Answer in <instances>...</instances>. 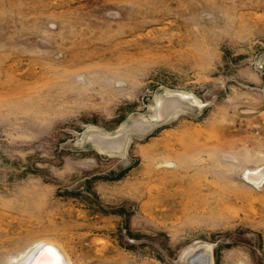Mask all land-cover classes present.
Returning <instances> with one entry per match:
<instances>
[{"label": "rangeland", "instance_id": "obj_1", "mask_svg": "<svg viewBox=\"0 0 264 264\" xmlns=\"http://www.w3.org/2000/svg\"><path fill=\"white\" fill-rule=\"evenodd\" d=\"M47 240L264 264V0H0V264Z\"/></svg>", "mask_w": 264, "mask_h": 264}, {"label": "bare ground", "instance_id": "obj_2", "mask_svg": "<svg viewBox=\"0 0 264 264\" xmlns=\"http://www.w3.org/2000/svg\"><path fill=\"white\" fill-rule=\"evenodd\" d=\"M184 94L187 95L186 93ZM44 244L54 245L58 249L59 253L55 252V250L51 248L50 249L47 248L42 252V254L38 257V259L34 264H72V258L70 257L69 253L61 245L50 242L48 240L28 248L26 251L16 256L11 261V264H28L32 259V257L34 256V254L37 252V250Z\"/></svg>", "mask_w": 264, "mask_h": 264}, {"label": "water", "instance_id": "obj_3", "mask_svg": "<svg viewBox=\"0 0 264 264\" xmlns=\"http://www.w3.org/2000/svg\"><path fill=\"white\" fill-rule=\"evenodd\" d=\"M47 248H49V249L51 248V249L55 250V252L59 253L58 249L54 245L44 244L37 250V252L34 254V256L32 257V259L30 260V262L28 264H34L36 262V260L38 259V257L42 254V252ZM203 260H204V264H210V263H208V261L206 259H204V257H203ZM193 262H194V264H198L197 260H194Z\"/></svg>", "mask_w": 264, "mask_h": 264}]
</instances>
